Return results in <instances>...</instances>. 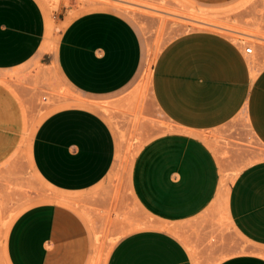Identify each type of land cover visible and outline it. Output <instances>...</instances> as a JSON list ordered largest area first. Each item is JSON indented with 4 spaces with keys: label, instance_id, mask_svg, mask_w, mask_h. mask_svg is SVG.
Segmentation results:
<instances>
[{
    "label": "crops",
    "instance_id": "0c3cea01",
    "mask_svg": "<svg viewBox=\"0 0 264 264\" xmlns=\"http://www.w3.org/2000/svg\"><path fill=\"white\" fill-rule=\"evenodd\" d=\"M192 1L221 6L233 0ZM67 10L63 17L54 16L60 28L54 58L72 90L106 97L149 71L152 100L174 124L136 153L129 174L133 196L162 224L200 216L217 199L222 180L219 156L205 135L242 116L264 146V63L252 60L239 38L195 28L169 39L149 65L141 33L128 17L92 10L66 20ZM47 23L39 0H0V71L23 66L38 54L52 55L46 49ZM112 35L119 41L113 43ZM74 102L53 110L38 125L32 164L62 197L108 208L111 197L95 194V188L109 182L116 169L115 132L100 111ZM19 128L1 125L0 166L17 147ZM228 196L232 226L264 247V156L243 167L229 184ZM91 253L85 216L59 200L29 205L0 242V264H87ZM107 264L195 263L183 239L154 226L120 237ZM216 264H264V255L237 252Z\"/></svg>",
    "mask_w": 264,
    "mask_h": 264
},
{
    "label": "rangeland",
    "instance_id": "374dc122",
    "mask_svg": "<svg viewBox=\"0 0 264 264\" xmlns=\"http://www.w3.org/2000/svg\"><path fill=\"white\" fill-rule=\"evenodd\" d=\"M39 1L47 15L45 42L52 55L38 54L23 66L0 71V127L17 129L21 125L17 147L0 166V242L11 222L29 205L59 200L72 203L87 220L92 236V253L87 264H107L109 253L120 237L154 226L167 228L183 239L195 264H216L237 252L264 255V247L232 226L225 206L229 184L243 167L264 156V146L251 132L247 120L239 116L205 135L221 164V186L213 204L184 223L162 224L142 209L129 187L131 165L140 147L154 135L174 129V124L152 100L149 71L116 94L86 97L72 90L54 58L60 30L54 24V16L63 17L68 9L66 20L92 10H109L128 17L141 33L149 65L169 39L195 28L225 31L239 38L245 47H253L251 59L264 63V0H233L221 6H204L192 0ZM106 29L108 37V23ZM111 41L119 40L112 35ZM73 101L75 105L100 111L115 132L116 169L109 182L95 188V194L101 191L104 197H111L108 208H95L62 197L39 177L32 164L30 148L36 128L50 112Z\"/></svg>",
    "mask_w": 264,
    "mask_h": 264
},
{
    "label": "built area",
    "instance_id": "2783aa9c",
    "mask_svg": "<svg viewBox=\"0 0 264 264\" xmlns=\"http://www.w3.org/2000/svg\"><path fill=\"white\" fill-rule=\"evenodd\" d=\"M245 51H246L247 53H251V52H253V47H251V46H246V47H245Z\"/></svg>",
    "mask_w": 264,
    "mask_h": 264
}]
</instances>
